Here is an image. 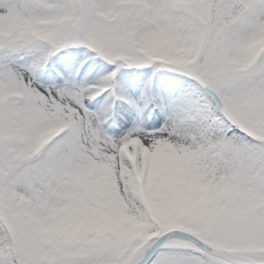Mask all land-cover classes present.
Returning <instances> with one entry per match:
<instances>
[{
    "label": "snow or ice",
    "instance_id": "1",
    "mask_svg": "<svg viewBox=\"0 0 264 264\" xmlns=\"http://www.w3.org/2000/svg\"><path fill=\"white\" fill-rule=\"evenodd\" d=\"M0 264H264V0H0Z\"/></svg>",
    "mask_w": 264,
    "mask_h": 264
}]
</instances>
